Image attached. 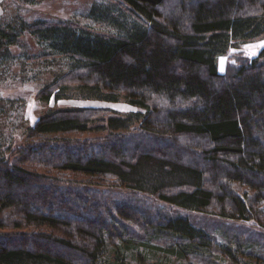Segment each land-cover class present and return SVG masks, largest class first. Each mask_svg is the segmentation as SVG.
<instances>
[{"label":"trees","instance_id":"trees-1","mask_svg":"<svg viewBox=\"0 0 264 264\" xmlns=\"http://www.w3.org/2000/svg\"><path fill=\"white\" fill-rule=\"evenodd\" d=\"M167 1L121 0L117 8L126 9L129 23L109 15L108 7H94L91 18L112 25L117 32L111 35L68 24L22 28L49 42L56 57L74 63L46 87L42 100L48 101L56 86L57 95L77 89L110 102L123 98L141 111L98 125L83 118V111L48 113L29 131L36 141L31 147L15 152L14 161L0 160V208L15 217L8 225L37 230L0 236V264L237 260L238 250L215 243L188 218L154 219L128 206L100 216L101 207L91 200L56 198L48 189L62 177L39 173L37 164L189 212L236 221L255 218L264 226V206L255 208L258 200L236 194L232 185L264 192V139L256 135L264 119V48L227 76L218 71V58L232 45L264 36V0H177L178 11L170 15L160 11ZM15 38L0 31V48ZM71 75H85L86 81L61 83ZM135 124L140 130L130 137ZM93 130L127 132L129 138L118 136L104 152L45 138ZM158 252L162 259L150 260Z\"/></svg>","mask_w":264,"mask_h":264},{"label":"rangeland","instance_id":"rangeland-1","mask_svg":"<svg viewBox=\"0 0 264 264\" xmlns=\"http://www.w3.org/2000/svg\"><path fill=\"white\" fill-rule=\"evenodd\" d=\"M120 3L122 4L121 0H0V31L17 34V38L11 44L0 48V160L14 161L18 157L15 152H24L31 147L36 141L34 142V139L29 137V131L34 128L41 117L48 113L59 110L83 111V118L90 117L94 124L98 125L109 117H125L141 111L137 107L129 105L123 98L117 102H110L89 96V93L77 89L57 95L55 94L57 93L56 86L50 89L53 93L50 99L42 100L41 97L46 87L68 73L74 63L65 56L63 58L56 57L49 42L42 41L27 28L22 29L24 26L32 27L34 24L51 26L68 24L93 33L111 35L117 32L116 29L108 23L91 18L92 10L97 6L108 7L109 15L112 17L121 19L124 16L128 23L131 22L132 19L127 16L126 9L124 7L117 8ZM176 10L178 11L177 0H168L160 11L162 14L170 15ZM10 27L13 31L9 30ZM263 48L264 36L232 45L225 55L218 58L219 73L227 76L240 65H245L256 58ZM48 56L53 58L47 59ZM69 77L61 83L76 84L86 81L85 75H79L77 78L74 75ZM140 127L139 124H135L128 135L131 137L140 130ZM125 133L127 132L93 130L85 133L49 135L45 138L55 140V143L58 140L70 141V144L76 148L87 147L88 149L93 145L91 150L104 152L106 146L114 143L118 136L121 138L123 135L125 139H128L129 136L124 135ZM256 135L260 139H264V119ZM28 166L30 167V165ZM35 168L39 173L46 172L45 174H49L51 177H62V181L54 182L48 189L49 192L55 191L56 198L91 200L101 207L102 212L96 210V215L101 213L100 216H103L107 212L115 214L118 208L128 206L135 209L132 210L133 212L145 214V216L154 219L188 218L193 225L206 231L215 243L238 250L236 261L222 258L215 260L216 264H242L244 262L264 264V226L255 218L250 221H236L223 219L212 213L189 212L163 203L147 194L113 188L109 184L101 185L100 182L79 174L57 172L56 170L48 171L41 164H37ZM210 176L211 180L215 179L212 174ZM232 185L236 194L246 195V198L251 201L258 200L255 208L263 211L264 192H257L242 184ZM76 203L80 207L82 206V202ZM81 214L88 215L85 212ZM9 215L14 216L8 210L0 208V223L5 224L0 227V236L5 235L12 238L23 232L24 234L37 232L32 228L22 231L14 229L8 223H10L9 219L13 220L15 217H9ZM89 215L94 216V212L93 215ZM122 223L129 225L135 231H140V228L133 222L122 221ZM39 231H43V229ZM8 240L16 241V239ZM141 252L144 253L142 249ZM149 258L150 260H159L162 259V256L158 252L150 254ZM202 263L196 260L193 262V264ZM134 264H140V262H134Z\"/></svg>","mask_w":264,"mask_h":264}]
</instances>
